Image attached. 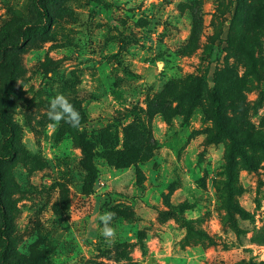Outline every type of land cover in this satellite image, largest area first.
<instances>
[{"label": "rangeland", "instance_id": "374dc122", "mask_svg": "<svg viewBox=\"0 0 264 264\" xmlns=\"http://www.w3.org/2000/svg\"><path fill=\"white\" fill-rule=\"evenodd\" d=\"M43 2L50 24L38 0H0L2 40L33 26L25 46L6 52L16 62L7 117L18 147L0 187L7 256L18 264H264V0ZM2 60L0 52V105ZM218 71L245 157L230 155L212 98L190 113H177L176 101L169 114L151 112L171 80L201 76L211 87ZM58 93L79 111V128L50 126ZM4 134L0 122V152ZM78 134L91 137L88 158ZM106 211L116 213L111 242L98 219Z\"/></svg>", "mask_w": 264, "mask_h": 264}, {"label": "trees", "instance_id": "16d2710c", "mask_svg": "<svg viewBox=\"0 0 264 264\" xmlns=\"http://www.w3.org/2000/svg\"><path fill=\"white\" fill-rule=\"evenodd\" d=\"M39 12L42 14L45 22L50 24V17L48 16L47 8L43 0H38ZM39 26L38 30H43L48 27L47 24ZM32 27H28L23 30L20 39L11 38L9 40H2L0 38V52L2 54L1 64L8 68V74L6 78L4 94L1 99L0 105V122L5 128V134L2 139L1 152H0V187L3 185V162L5 160L14 159L18 154V147L14 143L15 136V126L7 117V111L10 107V104L15 97V74H16V62L12 58L6 57V52L9 49H17L25 46L32 36ZM190 47V45H187ZM219 54V51H218ZM250 63L253 62V58H249ZM219 71L214 75V85L209 87L207 82L204 81L201 76H192L189 75L186 78H178L176 80H171L167 83L166 86L155 96L152 104L150 106L151 112L157 113L161 112L164 114H169L172 109V101H176L177 105L175 110L177 113H190L192 108L199 103L200 98H212L211 100V116L214 120L215 127L218 133L223 134L230 139L232 145L230 147V155L234 152H238L244 157L247 155L243 151L244 147V138L241 134L237 133L236 129L227 123V118L225 114V100L221 95L219 90ZM186 110V111H185ZM245 134V133H244ZM78 137L81 139V146L85 152V156L88 158L91 156V149L88 145V140L91 137H88L83 134H78ZM229 155V156H230ZM86 169L91 172L92 169L87 165ZM0 214H1V225H0V238L3 241L1 250H0V260L2 264H18L15 260L10 259L7 256V250L10 245L9 237L7 234L8 219L9 213L5 202L1 196L0 191Z\"/></svg>", "mask_w": 264, "mask_h": 264}, {"label": "clouds", "instance_id": "9594fccd", "mask_svg": "<svg viewBox=\"0 0 264 264\" xmlns=\"http://www.w3.org/2000/svg\"><path fill=\"white\" fill-rule=\"evenodd\" d=\"M46 115L53 122L51 127L57 126L60 122H64L73 128L80 127V113L63 93L56 94L50 100ZM115 216V212L106 211L98 217L102 224L101 235L108 242L113 241L117 235L116 228L112 223Z\"/></svg>", "mask_w": 264, "mask_h": 264}]
</instances>
